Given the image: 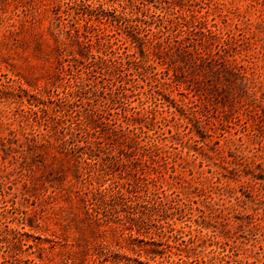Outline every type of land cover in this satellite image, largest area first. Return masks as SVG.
Listing matches in <instances>:
<instances>
[{"label":"rangeland","instance_id":"374dc122","mask_svg":"<svg viewBox=\"0 0 264 264\" xmlns=\"http://www.w3.org/2000/svg\"><path fill=\"white\" fill-rule=\"evenodd\" d=\"M0 264H264V0H0Z\"/></svg>","mask_w":264,"mask_h":264}]
</instances>
